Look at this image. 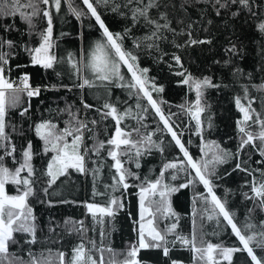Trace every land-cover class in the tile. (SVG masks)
<instances>
[{
    "label": "snow or ice",
    "instance_id": "1",
    "mask_svg": "<svg viewBox=\"0 0 264 264\" xmlns=\"http://www.w3.org/2000/svg\"><path fill=\"white\" fill-rule=\"evenodd\" d=\"M81 2L85 6L84 8L74 6L73 0H67L68 11L78 20L85 16L94 18L101 30V37L87 49L82 50L77 58V55L72 52H68L65 57H58L55 53L57 43L54 38L53 10L56 13L60 12L62 0H0V17L19 16L26 25L24 34L39 37L38 43L35 46H30L26 42L18 44L12 39L0 36V264H144L139 258L141 250L159 249L162 250L164 257H169L171 250L177 246V242L181 247H186L193 252V264H220L221 260L231 264L233 255L237 252H246L254 264H264V223L257 226L251 223L249 217L242 225L238 224L234 214L227 208V201L222 200L214 191L216 185L213 182L218 167L235 159L237 163L233 171H243L252 176V180L246 182L251 185V195L245 193V198L253 200L257 207L264 210V168L250 171L249 168L243 166L240 160L241 153L248 145H252L264 157V115L252 107L255 98L249 97L247 86L244 88L243 97H235V105L242 113V118L237 121L239 143L236 151L233 152L231 149L222 147L218 141L204 140L205 128L211 129L213 126L211 116L206 121L202 119L208 109V105L204 101L205 91L208 88H218L220 85L214 83L210 76H193L184 67L181 55L178 52L171 54L172 63L168 64L169 68H178L175 75L181 77L179 83L187 85L190 91L195 92L194 101L178 106L189 117V124L192 120L195 121V135L201 138V156L199 159H195L182 141L184 129L177 131L179 125L175 124L172 119L177 114L169 112L165 115L161 105L166 102L158 101L153 97V92L163 93L164 86L158 85L155 78L148 75L149 68L140 66L139 57L134 54L133 50L125 47L124 41L132 32V27L142 25L146 31L144 35L134 37V48L153 50L158 54V62H163L165 56L169 55L161 48V43L168 39L166 33H171L173 37L187 36L183 43H176L173 39V46L178 50L211 44L212 40L210 38H194L191 23L184 24V21H179L183 25L179 32L172 27L169 12L167 10L160 11L161 8L168 9L167 0H123L120 4L115 3L114 0H95V2L94 0H81ZM191 2L192 0H184L180 4V8L186 10V5ZM196 2L200 3L201 0H196ZM207 2L215 10L217 16L221 14L222 9L230 10L234 5L237 6V11H232V16L239 15L241 11H247L252 16L257 14L254 0H207ZM100 5H111L113 12H119L120 15L129 17L132 27H126L123 32L111 31L98 11ZM153 9L157 10L155 15ZM38 18H43L44 27H37ZM2 27L5 33L12 30L19 31L14 24ZM257 28L261 33H264V20L257 25ZM60 35L69 34L61 33ZM17 48L27 53L32 66H40L46 71L52 70L57 77H60L62 73L56 69L61 64H69L75 79L79 81L73 87L79 89L103 87L106 91H109L111 87L125 88L130 97L137 98L135 110L132 107L121 110L105 97L102 106L95 110L100 113L101 119L111 118L115 122L114 134L107 140L96 138L91 148L85 145V133L92 132L93 128H90L89 124L95 126L98 121L95 119L88 121L83 118L80 110H73L72 105H65L63 109L56 110V114L66 113L68 116V119L64 121L63 128L59 126V122L56 121L53 114L30 125L35 136L42 142L41 152L45 155L52 154L40 173L45 178V186L42 188L45 196L55 194L50 193L49 189L57 183L60 177H68L69 170L80 174L91 173L94 178L98 176L100 167H87L86 157L89 152L99 157L101 152L107 149V156L114 161L111 165L116 173L112 177L113 183L104 186L105 192L97 191L95 184L93 187L94 196H108V199L103 204L85 203L87 213L92 217L93 225H101L100 246L92 239L85 243L84 237L89 228L85 225L84 220L68 218L65 221V230L69 234L77 233L81 236L80 242L72 248V254L68 260L65 259L67 255L65 252L57 251L53 256L51 249L47 250V255L41 253L40 256H37L29 247L26 252L28 259L10 251L12 245L17 246L18 249H22L24 246L16 239L17 234L27 236V239L24 240L26 245L31 246L38 242L39 225L29 199L36 196L37 169L33 160L40 153L33 151V143L29 140L20 152V159H16L17 148L8 129L11 127L12 132L17 129L15 125L8 123V113L12 109H19L21 117L28 116L33 98H38L42 90L57 88V85L44 86V89L39 85L33 86L30 82L31 75L27 72L17 79H12L11 61L17 55ZM225 51L233 55L239 54L235 43H230ZM227 63L229 61H225V64ZM16 67L22 66L16 65ZM122 68H126L127 73L130 74L129 77L126 78ZM235 71L242 72L239 68ZM61 86L69 87L68 85ZM141 97L146 99L147 106L141 105L139 102ZM81 104L84 109L94 108V105L84 100L81 101ZM149 109L154 110V114L163 124V127H157L155 132L170 134L171 142L182 153V158L177 157L173 161L163 163L159 178H145L141 184L133 185L129 184L128 180H139L140 177L124 166L125 160L122 157H126L128 160L134 159L136 168H140L139 158L145 153L150 154L153 148L161 154L165 151L164 140L153 139L155 132H142V129L147 127L143 121L147 118ZM129 117L136 121V126L128 127L126 125L122 128L121 124ZM134 134L136 138H134ZM257 141H259V147H257ZM188 143L190 144L191 141ZM8 157L13 160L15 167L10 168L6 164L5 160ZM169 170H171V180H177L178 174L183 173L186 176V182L179 185L165 182V173H169ZM255 172H259V178ZM196 184H202L206 189V194L196 193L193 196V231L186 236L177 231L179 216L173 210L170 197L179 189L194 187ZM6 185L15 186L16 194H9ZM130 187L139 189L137 193L139 218L132 220L136 240L129 242L127 249L121 252L113 249L110 245H104L106 234L103 225L105 218L109 222L113 221L119 211L125 207L123 196H117L115 193L121 189L126 191ZM197 200L203 201L204 204L199 210L195 208ZM38 202L47 203L49 206L53 204L50 199ZM58 202L69 203L66 200ZM198 212L202 220L205 218L208 221L215 220L217 225L220 224L222 217L238 238L241 247H227L222 243L214 244L202 240L198 246L195 220ZM129 216L131 217V213ZM170 217L175 218V222L166 224L161 229L158 226V221H167ZM49 231L54 232L55 228L50 226ZM257 249L262 253L259 257ZM93 251L99 254L98 259L93 255ZM105 252L109 253L107 260H105ZM118 257L123 258L119 259ZM171 264H180V262L171 260Z\"/></svg>",
    "mask_w": 264,
    "mask_h": 264
},
{
    "label": "trees",
    "instance_id": "2",
    "mask_svg": "<svg viewBox=\"0 0 264 264\" xmlns=\"http://www.w3.org/2000/svg\"><path fill=\"white\" fill-rule=\"evenodd\" d=\"M114 2L120 4L123 0H114ZM183 2L184 0H167L168 9L161 8L160 11L167 10L169 12L172 27L176 28L178 32L183 27L179 21H184V24L191 23L194 38H210L212 43L178 50L173 46V39L176 43H183L187 36L173 37L171 33H166L168 39L161 43V48L169 55L165 56L163 62H158V54L153 50L134 48V37H140L146 31L142 25L132 27L130 18L120 15L119 12H113L111 5H100L98 11L101 13L106 25L113 32H123L126 27H132V32L125 38L124 45L127 49L133 50L134 54L139 57L141 67L149 68L148 75L155 78L158 85L164 86V92H153V97L158 101L163 100L166 102L161 105L165 115L169 112L177 114L172 119L175 124L179 125L177 131L184 129L182 141L195 159H199L201 156V138L195 135V121L192 120L189 124V117L178 107L186 102L194 101L195 92L190 91L187 85L179 83L181 77L175 75V72L179 70L178 68H169L168 64L172 63L171 54L178 52L182 57L184 67L193 76H210L214 83L220 85L218 88H208L205 91L204 101L208 105V109L203 114L202 119L206 121L211 116L213 126L211 129L205 128L204 140L218 141L222 147L235 152L239 143L237 121L242 118V113L235 105V97L244 96L245 86H247L249 97L255 98L252 107L264 115V87H257L264 86V33H261L257 28V25L264 20V0H254L257 12L255 16L250 15L247 11H241L239 15L232 16L231 12L237 11L235 5L230 10L222 9L221 14L217 16L207 0H201L200 3L192 0L191 3L186 5L185 10L180 8V4ZM73 3L74 6L85 7L81 0H73ZM121 10L126 11L125 9ZM156 11L153 9L154 15ZM36 23L38 28L45 26L43 18H38ZM7 24H14L19 31L12 30L5 33L2 26ZM53 25L54 38L57 43L55 53L58 57H65L68 52H72L79 58L82 50L87 49L95 40L101 37V30L95 19L85 16L78 20L68 11L67 0H62L59 13L53 10ZM24 33H26V25L20 20L19 16L0 17V36L12 39L18 44L26 42L30 46H35L38 43L39 37ZM61 33H68L69 35L61 36ZM230 43L237 45L238 55L225 51ZM16 52L17 55L11 61L12 79H17L27 72L31 75L30 82L33 86L39 85L44 89V86L57 85V88L42 90L38 98H33L28 116L21 117L19 109H12L8 113V123L15 125L17 129L15 132H12L11 127L8 129L17 148L16 159H20V152L29 140L33 143V151L40 153L33 160V164L37 169L36 196L29 199L39 225L37 231L38 242L31 246L26 245L24 240L27 239V236L17 234L16 239L24 246L22 249H18L17 246L12 245L10 251L28 259L26 252L29 247L37 256H40L41 253L47 255V250L51 249L53 256L57 251L65 252L67 254L65 259L68 260L72 254V248L81 240L79 234H69L65 230V221L68 218L84 220L85 225L89 228L87 235L84 237L85 243H87V240L92 239L100 246L101 225H93L92 217L87 213L85 203L103 204L108 199V196H94L93 187L95 184L97 191L105 192L104 186L113 183L112 177L116 173L111 165L114 161L107 156V149L103 150L99 157L89 152L86 157L87 167H100L101 170L98 176L94 178L91 173L80 174L69 170L70 175L68 177H60L57 183L49 189L50 193L55 194L45 196L42 192V188L45 186V178L40 173L52 154L45 155L41 152L42 142L35 136L30 125L53 114L56 121L59 122V126L63 128L64 121L68 119V116L66 113L56 114V110L58 108L63 109L65 105H72L73 110H80L83 118L88 121L92 119L98 121L95 126L89 124V127L93 128L92 132L85 133V145L91 148L96 138L107 140L114 134L115 122L111 118L101 119L100 113L95 110L102 106L105 97L115 103L121 110L126 107H132L135 110L137 98L130 97L128 90L125 88L111 87L109 91H106L103 87H85L84 89L73 87L79 81L75 79L69 64H61L56 69L62 73L60 77H57L52 70L46 71L40 66H32L29 56L22 49L17 48ZM225 61H229V63L225 64ZM16 65L22 67L17 68ZM237 68L241 69L242 72L237 73L235 71ZM122 72L126 78L130 76L126 68H122ZM61 85H68L69 87L64 88ZM82 100L94 105V108L84 109L81 104ZM139 102L142 106H147L145 98L141 97ZM143 124L147 125L146 128L142 129V132L145 133L155 132L157 127H163L162 121L159 120L152 109H149ZM126 125L128 127L136 126V121L131 117L126 118L121 127L123 128ZM253 130L255 131V128ZM134 138H136L135 134ZM158 138L164 140V153L161 154L153 148L150 154L145 153L139 158L140 168H136L134 159L128 160L126 157H122L125 160L124 166L140 177L139 180L129 179V184L139 185L145 178L157 179L163 163L173 161L177 157L182 158V153L171 142L170 134L155 132L153 139ZM188 141H191V143L189 144ZM257 147H259V141H257ZM240 160L243 166L249 168L250 171L264 168V163H261V161H264V157L252 145L245 148L241 153ZM5 162L10 168L15 167L10 157L6 158ZM236 163L235 159H231L228 163L218 167L216 177L213 178L214 185H216L214 191L222 200L227 201V208L234 214L238 224L242 225L250 217L251 223L260 226L264 223V210L257 207L253 200L246 199L244 195L245 193L251 195V185L246 182L251 181L252 176L243 171H233ZM170 172L171 170H169V173H165V182L171 185L186 182L185 174H178L177 180L173 181ZM255 175L259 178V172H255ZM6 190L9 194H16L13 185H6ZM138 191L137 187H130L126 191L121 189L115 193L117 196H123L125 207L119 211L113 221L109 222L105 218V224L103 225L106 234L104 245H110L113 249L123 252L127 249L129 242L136 240L132 220L138 219ZM196 193L206 194V189L202 184L181 188L179 191L172 193L170 197L173 210L179 216L177 231L186 236L193 231V196ZM49 199L53 201L52 206L38 202L39 200L47 201ZM61 200L69 201V203H59L58 201ZM203 206V201L197 200L195 208L199 210ZM129 213H131V217ZM195 220L198 246H200L202 240L214 244L222 243L227 247H241L238 238L222 217L219 225L215 220L208 221L206 218L202 220L199 212ZM172 222H175V218L170 217L167 221H158V226L163 229L166 224ZM50 226L55 228L54 232L49 231ZM256 252L258 257L262 255L260 250L257 249ZM93 255L97 259L99 258V254L95 251H93ZM193 255V252L186 247H181L177 242V246L171 250L169 257H164L162 250L149 249L141 250L139 258L144 264H171V260H177L180 264H193ZM104 256L107 260L109 253L105 252ZM118 258L122 259L123 257ZM220 264H229V262L221 260ZM231 264H254V262H251L246 252H237L233 255Z\"/></svg>",
    "mask_w": 264,
    "mask_h": 264
},
{
    "label": "rangeland",
    "instance_id": "3",
    "mask_svg": "<svg viewBox=\"0 0 264 264\" xmlns=\"http://www.w3.org/2000/svg\"><path fill=\"white\" fill-rule=\"evenodd\" d=\"M86 208V207H85ZM139 218V217H138Z\"/></svg>",
    "mask_w": 264,
    "mask_h": 264
}]
</instances>
